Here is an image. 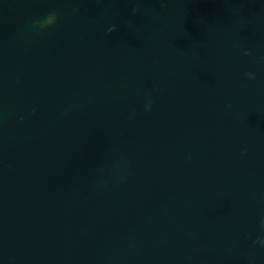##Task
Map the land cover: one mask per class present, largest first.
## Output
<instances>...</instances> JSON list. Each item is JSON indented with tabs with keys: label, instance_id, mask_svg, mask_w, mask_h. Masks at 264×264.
<instances>
[{
	"label": "water",
	"instance_id": "water-1",
	"mask_svg": "<svg viewBox=\"0 0 264 264\" xmlns=\"http://www.w3.org/2000/svg\"><path fill=\"white\" fill-rule=\"evenodd\" d=\"M262 220L264 0H0V264H264Z\"/></svg>",
	"mask_w": 264,
	"mask_h": 264
},
{
	"label": "clouds",
	"instance_id": "clouds-1",
	"mask_svg": "<svg viewBox=\"0 0 264 264\" xmlns=\"http://www.w3.org/2000/svg\"><path fill=\"white\" fill-rule=\"evenodd\" d=\"M134 11H136V9H134ZM54 19H55V15L53 14V15H50L44 22H43V24L41 25V26H44V25H46V24H52L53 22H54ZM113 29H109V31H112ZM246 75H248V76H250V77H252V78H254V76H253V74L252 73H246ZM151 104H152V100H151V98H149V100H148V107H151ZM261 225H262V227H264V220H262L261 221ZM259 243H261V244H264V240H262V241H258Z\"/></svg>",
	"mask_w": 264,
	"mask_h": 264
}]
</instances>
